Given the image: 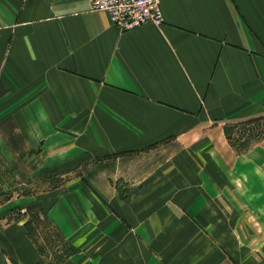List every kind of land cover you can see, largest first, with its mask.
<instances>
[{
    "label": "crops",
    "instance_id": "crops-1",
    "mask_svg": "<svg viewBox=\"0 0 264 264\" xmlns=\"http://www.w3.org/2000/svg\"><path fill=\"white\" fill-rule=\"evenodd\" d=\"M160 9L121 32L89 0H0V133L91 160L40 202L60 264H264V146L240 156L224 133L264 113V0ZM23 220L1 264L39 263Z\"/></svg>",
    "mask_w": 264,
    "mask_h": 264
},
{
    "label": "rangeland",
    "instance_id": "rangeland-1",
    "mask_svg": "<svg viewBox=\"0 0 264 264\" xmlns=\"http://www.w3.org/2000/svg\"><path fill=\"white\" fill-rule=\"evenodd\" d=\"M224 125L231 128L234 126L229 138L226 137V139L236 151L245 140L246 127L242 123H230L229 121H226ZM2 143L7 148H2ZM261 145L264 146V131L260 137L250 140L248 149L252 146L255 148ZM248 149L236 152L241 156ZM24 157L25 159L28 158L27 163H23ZM32 158V155L27 154L23 148L17 133H14L13 126H9L7 132L0 133V246L3 237L4 240L7 239L5 232L9 228L8 225L16 226L18 220L23 223V218L27 222L31 215L40 221L36 225L30 226L29 235H27L25 227L23 232L41 257L37 264H60L66 256L64 247H69V245L65 239L62 244L53 227L38 214L41 212L46 215L45 208L40 202L44 201L46 196L68 180L81 176L82 171L90 164L91 160L88 157H80L68 162L54 164L47 161V159L51 160L52 156H46L45 159L43 156L42 159ZM33 207L39 208L38 211L29 212V209ZM56 254L60 256V259Z\"/></svg>",
    "mask_w": 264,
    "mask_h": 264
},
{
    "label": "built area",
    "instance_id": "built-area-1",
    "mask_svg": "<svg viewBox=\"0 0 264 264\" xmlns=\"http://www.w3.org/2000/svg\"><path fill=\"white\" fill-rule=\"evenodd\" d=\"M91 10L104 12L121 32L163 23L160 0H89Z\"/></svg>",
    "mask_w": 264,
    "mask_h": 264
},
{
    "label": "trees",
    "instance_id": "trees-1",
    "mask_svg": "<svg viewBox=\"0 0 264 264\" xmlns=\"http://www.w3.org/2000/svg\"><path fill=\"white\" fill-rule=\"evenodd\" d=\"M229 122L230 123L239 122V123H242L246 127L245 130H246L247 134L245 136V140L241 144V147H238V149L236 150L237 152H241V151L248 149V146L250 144V140L252 141L255 138L260 137V135L264 131V113H259V114H256V115L250 116V117L233 119V120H230ZM230 128H231L230 126L226 127L224 125V133H225V136L227 138H229L230 132H231V130L233 131L234 126L231 129ZM259 132H261V133L259 134ZM240 149H242V150H240ZM35 208L36 207L29 209V212H33L35 210L38 211L39 208L38 209H35ZM38 214L43 217L45 222H48L53 227V229L56 231V234H57V237L59 238V241L62 242V244H63V242H65V241H64L63 235L61 234L59 229L51 221H49V219L46 217V215L44 213L40 212ZM39 221H40L39 219L34 218L33 216L30 215L29 220L27 222H25V224H24L27 235H29L30 226L36 225V223H38ZM36 230H37V228H36ZM63 247H64V245H63ZM64 251H65V255H66L65 259H66L71 254V249L67 246V247H64ZM56 256H58V255L56 254ZM58 258L60 259V256H58Z\"/></svg>",
    "mask_w": 264,
    "mask_h": 264
}]
</instances>
